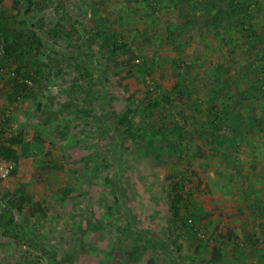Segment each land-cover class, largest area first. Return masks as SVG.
Wrapping results in <instances>:
<instances>
[{"label":"rangeland","instance_id":"1","mask_svg":"<svg viewBox=\"0 0 264 264\" xmlns=\"http://www.w3.org/2000/svg\"><path fill=\"white\" fill-rule=\"evenodd\" d=\"M0 25V264H264V0H0Z\"/></svg>","mask_w":264,"mask_h":264},{"label":"trees","instance_id":"2","mask_svg":"<svg viewBox=\"0 0 264 264\" xmlns=\"http://www.w3.org/2000/svg\"><path fill=\"white\" fill-rule=\"evenodd\" d=\"M18 12L21 13L20 4L17 5ZM244 19H249V22L251 24L252 18L249 16H246ZM246 22V21H245ZM33 37L36 39L37 42H39V45L41 46L43 43L39 37V35L36 32H33ZM16 40L11 38V35H9V32L7 30H3L2 26L0 25V52L6 56L12 55V53L16 52ZM38 74L42 73V70H38ZM15 74L21 75L22 77L18 79L17 85L18 87H28L27 85V79L32 78L30 75L22 73L20 70H16ZM17 96L14 99H11V101H14L18 99L21 95L19 93L16 94ZM133 119V118H132ZM119 126L123 127L124 134H125V140L130 139L133 136L132 131V123L133 120L128 118H122L118 120L117 122ZM0 133H2V128H0ZM23 141L21 134L18 136H8L6 138L0 137V161L8 164H15L18 163L20 160V153L18 148L16 147ZM178 145L174 147V151H178L179 153L183 152V144L177 143ZM122 145H124L122 143ZM108 183L112 184L113 181L110 177L107 178ZM114 185V183H113ZM185 185L184 182H180L177 185H175L172 189V191L169 193V209L172 214V222H178L181 217V203L183 200V194L182 191L184 189ZM114 190V189H113ZM114 197L117 200V194L115 190L113 191ZM26 200H29V198H25ZM4 208L0 209V229L2 231V234L5 237H12L17 239L18 235H15L14 232L16 231L17 221H15V215L13 213V209L15 208L14 199H11L8 201ZM12 205V206H10ZM17 209V208H16ZM118 215L120 218H122L124 221L126 220L125 217L118 212ZM187 223V221L185 220ZM128 223V222H127ZM127 228H123L121 231L125 233ZM135 252H138V255L135 257V260H138L141 257V253L139 248H136ZM214 259L219 258V251L215 250Z\"/></svg>","mask_w":264,"mask_h":264},{"label":"built area","instance_id":"3","mask_svg":"<svg viewBox=\"0 0 264 264\" xmlns=\"http://www.w3.org/2000/svg\"><path fill=\"white\" fill-rule=\"evenodd\" d=\"M27 83H31L27 80ZM13 169V164H0V180L8 177Z\"/></svg>","mask_w":264,"mask_h":264}]
</instances>
